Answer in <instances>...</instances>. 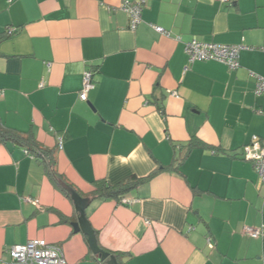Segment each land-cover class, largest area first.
Segmentation results:
<instances>
[{
    "label": "crops",
    "instance_id": "0c3cea01",
    "mask_svg": "<svg viewBox=\"0 0 264 264\" xmlns=\"http://www.w3.org/2000/svg\"><path fill=\"white\" fill-rule=\"evenodd\" d=\"M123 1L0 0V121L53 158L0 138V264L37 238L68 264H105L62 183L91 199L119 264H264V186L243 156L264 139V0H146L134 29ZM192 39L243 45L240 67L190 63ZM86 69L96 84L82 101ZM132 178L144 181L94 196Z\"/></svg>",
    "mask_w": 264,
    "mask_h": 264
},
{
    "label": "built area",
    "instance_id": "2783aa9c",
    "mask_svg": "<svg viewBox=\"0 0 264 264\" xmlns=\"http://www.w3.org/2000/svg\"><path fill=\"white\" fill-rule=\"evenodd\" d=\"M229 1V0H225ZM146 0L129 1L124 0L120 8L124 10L130 17L131 27L134 29L142 21V11ZM158 32H167L159 26H155ZM18 28L8 27L7 35H13ZM244 48L239 44H221L216 42L200 41L192 39L185 43V52L190 63L195 61H217L226 64L230 69L240 67V52ZM95 72L92 69H86L83 73V84L79 92L82 101H88V95L95 88L94 80ZM255 92L257 95L264 94V77H259ZM3 91L0 90V95ZM174 95L178 94L174 92ZM64 137L58 136L59 147H63ZM243 156L251 161L261 178L264 186V139L258 135L252 136L249 143L244 146ZM26 200L39 205V200L27 198ZM124 204H131L134 200L123 197L120 200ZM245 231L252 237H260L263 235L262 228L246 227ZM9 260L6 264H68L62 247L51 244L45 239H31L23 244H15L7 249Z\"/></svg>",
    "mask_w": 264,
    "mask_h": 264
},
{
    "label": "trees",
    "instance_id": "16d2710c",
    "mask_svg": "<svg viewBox=\"0 0 264 264\" xmlns=\"http://www.w3.org/2000/svg\"><path fill=\"white\" fill-rule=\"evenodd\" d=\"M0 138H8L15 140L18 143H23L24 145H27L30 149L35 150L38 155L46 158L47 160H50V165H53L51 152L46 150L45 148L41 147L36 141H34L31 137L23 136L22 134H19L17 132H14V130H10L9 128H6L0 121ZM144 181L143 178H132L129 181L119 184L115 187H112L105 182H97L96 184V192L95 197L99 199H106L115 197L116 195L125 193L132 189L133 186L137 185L138 183ZM66 192V191H65ZM68 196L69 193L66 192Z\"/></svg>",
    "mask_w": 264,
    "mask_h": 264
},
{
    "label": "water",
    "instance_id": "95a60500",
    "mask_svg": "<svg viewBox=\"0 0 264 264\" xmlns=\"http://www.w3.org/2000/svg\"><path fill=\"white\" fill-rule=\"evenodd\" d=\"M63 188L71 196L76 210L79 213L77 222H73L76 231L82 230L88 236V242L92 251L97 254L105 264H119L118 257L104 250L98 243L97 235L87 217V208L91 203V199L83 197L74 187L69 184L62 183Z\"/></svg>",
    "mask_w": 264,
    "mask_h": 264
}]
</instances>
